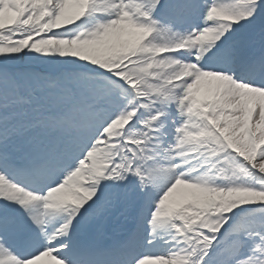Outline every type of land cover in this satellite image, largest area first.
<instances>
[{
    "label": "snow or ice",
    "instance_id": "obj_1",
    "mask_svg": "<svg viewBox=\"0 0 264 264\" xmlns=\"http://www.w3.org/2000/svg\"><path fill=\"white\" fill-rule=\"evenodd\" d=\"M0 264H264V0H0Z\"/></svg>",
    "mask_w": 264,
    "mask_h": 264
}]
</instances>
